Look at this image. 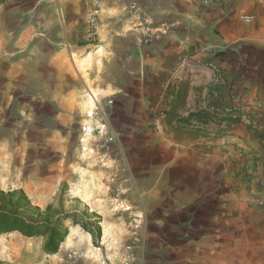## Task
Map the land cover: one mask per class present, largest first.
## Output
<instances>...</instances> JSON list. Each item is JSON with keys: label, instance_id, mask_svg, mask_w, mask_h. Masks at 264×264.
Instances as JSON below:
<instances>
[{"label": "crops", "instance_id": "1", "mask_svg": "<svg viewBox=\"0 0 264 264\" xmlns=\"http://www.w3.org/2000/svg\"><path fill=\"white\" fill-rule=\"evenodd\" d=\"M146 3L135 1L133 15H100L103 42L97 55L86 52L91 66L82 74L70 54L54 52L55 16L35 15L20 42L24 62L35 60L31 77L20 76L27 85L34 77V95L15 91L17 69L11 59L5 64L10 124L14 112L22 142L43 133L45 74L51 122L85 116L89 138L66 173L74 199L101 230L98 259L88 264H121L132 240L143 246L144 264H264V0ZM39 19L51 22L44 28ZM210 63L222 72L216 98ZM86 85L107 92L91 116L79 93ZM31 94L34 109L25 107ZM154 105L166 110L159 131Z\"/></svg>", "mask_w": 264, "mask_h": 264}, {"label": "rangeland", "instance_id": "2", "mask_svg": "<svg viewBox=\"0 0 264 264\" xmlns=\"http://www.w3.org/2000/svg\"><path fill=\"white\" fill-rule=\"evenodd\" d=\"M135 1H140L144 8L148 6V0H0V192L22 191L29 200L30 208H38L42 214L49 208L46 215L38 218L39 222L45 220L53 223L59 219H67L64 223L67 236L55 254H47L43 250L45 236L28 238L16 232L1 234L0 264H88V261L98 259L100 249L99 237L96 236V232L100 230L96 225L97 221L74 199L66 173L73 153L82 150L81 146H77L89 138L90 128H86L85 116L68 117L66 112V115L61 116L60 125L56 126L51 122L48 115L49 100L46 99L51 91V82L45 74L42 85L43 133H38L37 138L35 131H32L30 141L22 142L19 127L14 125L19 121L15 120L13 112L10 124V116L5 110L4 82L7 80L5 69L6 73L8 69L5 64L11 59L12 67L17 69L13 73L16 75L13 77L16 82L15 91L19 93L24 88L23 91L34 95V77L29 80V85L24 80L21 84V71L23 76L28 72V77H31L36 70L35 60L27 64L24 62V52L20 48L21 38L25 29L36 23L35 15H44L46 18L54 15L57 19L53 33L55 54L60 57L70 54L74 72L85 73L91 66V57L85 56L86 52L97 55L103 42L98 35L100 15H133ZM38 22L44 23V28H47L46 23L51 20L39 19ZM31 39L34 40V49L35 35ZM48 48L45 44V54L50 52ZM9 51H12L11 56ZM74 86L76 85L69 84V87ZM60 87L67 89L62 82ZM79 93L85 94L83 111L91 116V110L95 108L99 96L107 92L86 85L85 93L83 87ZM33 95L25 105L28 109H34ZM67 96L65 94L66 98ZM14 106L19 109V105H14L13 101ZM31 217V213L26 214V219Z\"/></svg>", "mask_w": 264, "mask_h": 264}, {"label": "trees", "instance_id": "3", "mask_svg": "<svg viewBox=\"0 0 264 264\" xmlns=\"http://www.w3.org/2000/svg\"><path fill=\"white\" fill-rule=\"evenodd\" d=\"M48 212L49 208H46L44 214L38 208L31 209L29 200L22 191L0 192V235L16 232L28 238L45 236L43 250L47 254H55L67 236V228L64 227L67 219H59L53 223L45 220L39 222L38 218ZM27 213L32 214L30 219H26ZM100 235L99 230L96 236Z\"/></svg>", "mask_w": 264, "mask_h": 264}, {"label": "built area", "instance_id": "4", "mask_svg": "<svg viewBox=\"0 0 264 264\" xmlns=\"http://www.w3.org/2000/svg\"><path fill=\"white\" fill-rule=\"evenodd\" d=\"M193 1H195L198 5H200L203 8H208V7H225L231 0H193ZM241 19H243L246 22H250L253 18L251 16H242ZM208 68L210 69L212 74L208 88L211 95L216 98L218 96V91L222 81V72L213 63H210L208 65ZM166 91L159 97L158 103H160L162 100L167 98ZM232 96L236 97V94L233 93ZM111 104L112 101L109 100L107 102V105H111ZM150 114L153 119V124H152L153 129H155L156 131L161 130L164 121L167 117L166 110L158 109L154 105L150 109ZM106 141L107 143H113L115 141V137H108ZM124 250L126 256L123 257L121 264H144L143 246H141V244H139L137 240L128 241L124 246Z\"/></svg>", "mask_w": 264, "mask_h": 264}, {"label": "bare ground", "instance_id": "5", "mask_svg": "<svg viewBox=\"0 0 264 264\" xmlns=\"http://www.w3.org/2000/svg\"><path fill=\"white\" fill-rule=\"evenodd\" d=\"M92 100V98H90Z\"/></svg>", "mask_w": 264, "mask_h": 264}]
</instances>
